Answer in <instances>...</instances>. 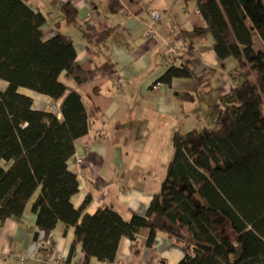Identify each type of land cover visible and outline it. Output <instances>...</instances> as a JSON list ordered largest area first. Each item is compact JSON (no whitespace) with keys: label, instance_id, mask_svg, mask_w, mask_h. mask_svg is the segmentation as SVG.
Listing matches in <instances>:
<instances>
[{"label":"trees","instance_id":"trees-1","mask_svg":"<svg viewBox=\"0 0 264 264\" xmlns=\"http://www.w3.org/2000/svg\"><path fill=\"white\" fill-rule=\"evenodd\" d=\"M73 1L63 7L67 25L77 22ZM181 1L194 3L205 22L183 37L211 35L217 57L233 58L238 72L232 91L212 103L216 129L174 136L160 194L145 216L126 220L109 208L86 213L89 197L79 208L72 203L80 183L69 161L77 140L89 132L77 88L91 83L93 74L77 61L71 37L58 32L44 40L46 18L25 0H0V80L8 84L0 90V222L22 218L39 192L33 212L44 242L59 223L75 228L67 264L79 244L84 264L93 258L112 264L121 241H135L142 230L149 232V247L159 234L183 242L187 250L179 264H264V50L254 43L258 37L264 44V2ZM104 38L91 28L86 34L89 46ZM192 77L187 67L172 66L159 82ZM21 88L61 101L59 111L35 110ZM225 222L234 239L222 233Z\"/></svg>","mask_w":264,"mask_h":264},{"label":"crops","instance_id":"crops-1","mask_svg":"<svg viewBox=\"0 0 264 264\" xmlns=\"http://www.w3.org/2000/svg\"><path fill=\"white\" fill-rule=\"evenodd\" d=\"M25 1L46 18L44 40L58 32L71 37L77 61L93 74L91 83L77 88L89 116V132L77 140L75 154L69 161V168L80 183L73 205L79 208L89 197L85 212L90 215L109 208L126 220L133 215L145 216L166 179L174 155V136L216 125V117L210 114L212 103L232 91L238 72L236 61L220 60L209 34L186 39L188 51L173 62L166 60L176 41L184 38L183 31L205 26L194 3L186 6L181 0H74L77 22L67 25L63 7L68 0ZM154 10L162 13V21L156 25L157 39L151 41L144 39L143 34ZM90 28L97 36L105 35L92 46L86 40ZM254 43L257 49L264 50L258 37ZM172 66L187 67L192 79H176L154 89ZM237 81L241 83L239 78ZM68 85L70 89L76 87L72 81ZM7 87V82L0 80V90ZM19 92L30 97L38 111L59 108L61 104L25 88ZM3 166L7 167L5 163ZM38 194L22 218L0 222V264H18L12 256L36 243L37 232L38 242L44 245L42 255L53 264L56 257L69 256L75 228L59 223L45 243L33 212ZM148 236V230H142L135 241L123 239L112 264H179L184 258L187 246L183 242L159 234L149 247ZM84 261L79 244L71 264ZM26 264L40 263L31 260ZM89 264L109 263L93 258Z\"/></svg>","mask_w":264,"mask_h":264},{"label":"built area","instance_id":"built-area-1","mask_svg":"<svg viewBox=\"0 0 264 264\" xmlns=\"http://www.w3.org/2000/svg\"><path fill=\"white\" fill-rule=\"evenodd\" d=\"M162 13L158 10H154L150 13V23L143 34L146 40H156L158 37L156 25L161 23ZM188 51V41L185 38H181L171 48L169 55L166 57L168 62H173L182 52ZM162 83L159 82L154 86V89H160ZM55 112L59 111L58 107L53 109ZM44 234V233H43ZM44 245L41 242H36L30 246L25 252L12 256L13 260L18 264H26L31 260H37L40 264H53L46 256L42 255V249ZM55 264H67V258L56 257Z\"/></svg>","mask_w":264,"mask_h":264},{"label":"rangeland","instance_id":"rangeland-1","mask_svg":"<svg viewBox=\"0 0 264 264\" xmlns=\"http://www.w3.org/2000/svg\"><path fill=\"white\" fill-rule=\"evenodd\" d=\"M263 112H264V107H263ZM210 114H211L212 118L216 117L215 114H214V112H213V110L211 111ZM206 118H207V120H209V115H206ZM207 129H208V131H211V130L213 131L214 129H216V125L213 126V128H211V126H210V127H208ZM199 131H200V132H203V131H205V130L202 129V130H199ZM225 224H226L225 226H221V227H220L222 233H223L225 236H229V237H231L232 239H234V238L236 237L235 233L231 231V229H230V225H229L228 222H225Z\"/></svg>","mask_w":264,"mask_h":264},{"label":"water","instance_id":"water-1","mask_svg":"<svg viewBox=\"0 0 264 264\" xmlns=\"http://www.w3.org/2000/svg\"><path fill=\"white\" fill-rule=\"evenodd\" d=\"M38 239H39V233L37 232V233L35 234V236H34V241L37 242Z\"/></svg>","mask_w":264,"mask_h":264}]
</instances>
